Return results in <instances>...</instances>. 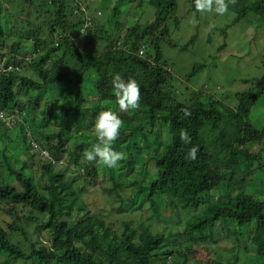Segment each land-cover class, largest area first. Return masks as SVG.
<instances>
[{
	"label": "trees",
	"instance_id": "16d2710c",
	"mask_svg": "<svg viewBox=\"0 0 264 264\" xmlns=\"http://www.w3.org/2000/svg\"><path fill=\"white\" fill-rule=\"evenodd\" d=\"M68 1L52 0L54 4L59 2V15L55 21L57 26L54 27L61 26V31L57 32L59 29L54 27L50 30L53 32L50 45H45L46 42L36 37L39 31L27 33L28 38L35 35V49L31 52L30 61L25 60L27 54L22 51L11 48L4 51L5 31L0 11V110L12 113L18 111L22 120L31 116L32 121L40 119L43 127L55 129L49 135H40L43 141L41 150L46 147L53 154L52 158L40 153L33 140L28 143V148L34 151V161L36 154L39 156L38 164L43 171L42 176L48 177L47 184H41L39 180L35 182L25 172L28 168L26 164L22 162L23 165L16 166L7 157L6 148L2 151L4 166L17 183L8 182L0 176L1 202L10 205L11 210L19 205L30 207L32 215L27 219H43L37 232L41 233V230L46 229L50 237L48 244L32 245L28 252L0 227V252L8 256L5 261L0 260V264H9L10 261L32 264H154V259L160 261L171 254L174 246L171 240H176L178 233L175 234L173 229L154 232L151 224L133 227L125 222L122 232L117 233L110 227H97L94 217L89 213L87 218L79 217L83 207L78 204L74 185L65 180L62 174L52 171L53 161L58 160L65 152L76 161L81 151L85 152L95 146L94 140L88 147H85L87 142L75 140L71 150L66 147L69 141L72 142L74 135L93 128L99 112L107 110L109 105L118 104L111 83L116 74H120L125 80L135 79L140 85V103L155 106L156 110L139 106L125 113L113 108L122 117L123 124L132 127V131L129 135L120 136L110 145L112 148L121 146V150L128 153L133 148L140 153L141 147L146 144L145 136L139 132L141 127L147 125L155 138L160 133L155 128L157 122L160 126L168 123L171 128V144L167 153L149 158L154 159L156 165L155 179L152 182L132 174L136 163L127 160L126 174H130L127 181L132 192L129 201L124 204L132 207L145 202L156 214L152 219L157 217L164 222L168 219L161 214L162 211L166 213L170 210L174 213L178 207L191 209L194 205L210 204L211 217L187 230L189 236L212 235L214 228L220 224L227 235L232 234L241 242L251 236V228H255L249 242L257 254L261 253L264 249V199L248 194L245 187L249 178L253 174H259L264 167L261 153H250L247 147L251 143L261 145L264 142V129H258L248 122L253 106L264 96V83L258 85L256 92L242 93L236 109L217 102L193 100L189 104L172 103V95L164 90V84L168 80L163 75L164 54L160 40H153L154 61L144 59L139 53L149 35L170 33L166 21L171 16H177V0H152L156 7L154 20L136 25L122 45L116 39L115 42L108 39L104 49L98 54L79 50L70 35L83 25L84 20L81 17L79 21L67 19ZM225 3L228 10L236 14L233 24L239 23L250 13L258 14L264 24V0H225ZM175 21L179 25L178 17ZM90 25L87 30L93 32V22ZM95 37L98 38L97 35ZM194 41L195 37L182 50L186 51ZM36 43L46 47H36ZM58 53L61 56L51 69H47L46 65L51 57ZM5 59L7 61L4 66L7 68L12 65L13 70H3ZM23 64L30 69L25 71ZM200 68L202 65L196 64L189 75L194 76ZM30 70L35 77L27 74ZM102 70L105 72L100 82L91 83L87 74L90 71L100 73ZM85 94L92 96L96 111L85 105ZM220 122L223 126L218 130L216 123ZM209 124L211 129L206 133L204 130ZM1 126L6 125L1 122ZM138 136L140 137L137 139ZM182 136L188 139L184 140ZM54 138H57V142ZM193 148L197 150L195 159L190 155ZM231 158L236 160L237 168L243 172L240 180L235 178L237 173L227 167ZM148 161L142 162L140 167H147ZM87 167L91 169L90 175L98 173V166L94 162H90ZM246 226H249L250 231L244 232L243 228ZM79 228L85 231L84 238L88 242L96 239L103 245V249H96L93 255L85 256L84 249L76 238ZM13 229L22 231L27 237L19 225L13 226ZM113 244L118 246L115 253L106 250ZM213 263L223 264L219 261Z\"/></svg>",
	"mask_w": 264,
	"mask_h": 264
},
{
	"label": "rangeland",
	"instance_id": "374dc122",
	"mask_svg": "<svg viewBox=\"0 0 264 264\" xmlns=\"http://www.w3.org/2000/svg\"><path fill=\"white\" fill-rule=\"evenodd\" d=\"M31 1L0 0L2 24L5 31L4 51H9V48L22 51L27 54L25 57L27 61L32 59L31 52L35 49V40L33 39L35 35L28 38L27 33L33 34L39 31L36 37H40L44 43L46 42L45 45L52 43L53 32L50 30L57 26L55 21L59 15L57 13L59 2L54 4L52 0ZM177 1V16H171L166 21L170 33L149 35L143 46L144 51L139 55L148 61H154L153 40H160L164 54L163 75L168 80L164 84V90L172 95L173 100L170 102L184 104H189L193 100L204 103L217 102L220 105L236 109L240 104L242 93L256 92L258 85L264 83V24L256 13H250L239 23L233 24L236 14L231 10H227L224 14H217L214 10L201 12L196 10L195 0ZM66 9L69 21H79L80 17L83 18V25L75 32H71L70 35L79 50L91 54L100 53L108 39H113L114 42L116 39V42L122 45L124 39H127L126 36L136 25L151 22L156 15V7L152 0H69ZM176 17L179 18V25L175 21ZM90 21L93 22V32L88 31L91 26ZM60 27L54 28L59 29L57 31L59 32L61 31ZM193 37H195L194 43L189 45L186 51H183L182 48ZM54 40L57 41L56 38ZM38 45L40 46L36 43V47ZM42 46L46 47L41 44L40 47ZM60 56L61 53L54 54L46 68L51 69ZM6 61L5 59L2 64L3 68ZM196 64H201L202 68L194 76H190L189 73ZM23 66L25 65L23 64ZM27 68L30 69L25 66L24 70ZM27 72L30 76L35 77L32 70ZM104 72L102 70L95 74L90 71L87 78L91 83H99ZM18 92L20 93V91ZM84 97L85 105L96 111L97 107L92 96L85 94ZM140 106L151 111L156 110L155 106L150 107L142 103ZM109 108L120 111L118 104L109 105ZM248 122L258 129H264V96H261L253 106ZM7 126L2 127L0 124V176H3L8 182L17 183L7 172L3 163L2 151L6 148V155L10 157L12 163L21 166L23 162L28 167L25 172L35 182L39 180L41 184H47L48 177L42 176L43 171L38 164L39 156L36 154V161H34V151L28 148V143L32 140L36 141L35 145L38 146L36 149L42 153L40 147L43 141H41L40 135H49L55 131L54 127H43L40 119L32 121L31 116L15 123V125L11 124L12 128L8 127L7 129ZM222 126L221 122L216 123L218 130ZM155 128L160 131L157 138L151 134L147 125L139 129L140 135L146 138V144L141 147L140 153L131 147L129 153L121 150V146L114 147V150L124 154V159L118 162L115 168H107L101 163L94 162V165L98 166V173L95 175L89 174L91 169L87 167L90 162L87 161L84 154L86 151H81L76 161L69 156L68 152L53 161V173L62 174L65 180L74 185L78 204L83 207L79 217L87 218V213H89L94 217L97 227H110L117 233L122 232L125 222H129L133 227H139L140 224H151L154 232H164L165 230L168 232L172 229L175 234L178 232L176 240L175 238L171 240L174 245L171 248V254L160 261L154 259V264H214L213 261L223 264L230 262L246 264L248 261L250 264H262L264 249L257 254L249 242L252 239V234L255 233V228H251V231L249 226L243 228L244 232L250 231L251 236H247L241 242L232 234L227 235L220 224L214 228L212 235L207 234L205 237L188 235L187 230L201 220L211 217L212 206L210 204L206 206L194 205L191 209L178 207L174 213L170 210L166 213L162 211L161 214L167 217V222L158 220L157 217L152 219L156 214L145 202H139L132 207L124 204L129 201L128 198L132 192L127 181L130 179V174H126L128 172L127 160L136 163L132 174L152 182L155 179L156 165L154 159L149 158L155 155L163 156L169 149L171 144L170 124L166 123L160 126V123L157 122ZM210 129L211 125L209 124L204 131L209 133ZM131 131L130 125L123 124L120 136L129 135ZM80 133L83 134L74 135L72 142H68L66 146L68 150L74 147L75 140L87 142L85 147H88L92 140L95 145L99 143L93 128L84 129ZM43 140L45 139L43 138ZM54 141L57 142V138H54ZM247 147L250 153L259 151L264 161V142L261 145L251 143ZM43 149L49 152V154H45V157L48 155L53 157L46 147ZM146 160L148 166L140 167L141 163ZM227 167L237 173L236 179H242L243 172L237 168L234 158L229 160ZM245 190L256 198L264 199V167L259 174H253L249 178ZM66 207L72 209L69 205ZM31 215V209L28 206L19 205L11 210L10 205L2 203L0 200V227L5 229L10 238L18 242L28 252L31 251L32 245L48 244L50 237V233L46 229L41 230V233L37 232L43 219H39V221L27 219ZM18 225L25 231L27 237L22 231L13 229V226ZM84 233L85 231L79 228L76 238L84 249L85 256L93 255L96 249H103V245L96 239H91L88 242L87 238H84ZM117 248V244H113L106 250L115 253ZM7 258V254L0 252L1 261H5ZM9 264L32 263L10 261Z\"/></svg>",
	"mask_w": 264,
	"mask_h": 264
},
{
	"label": "clouds",
	"instance_id": "9594fccd",
	"mask_svg": "<svg viewBox=\"0 0 264 264\" xmlns=\"http://www.w3.org/2000/svg\"><path fill=\"white\" fill-rule=\"evenodd\" d=\"M195 7L197 11L204 12L214 10L217 14H224L228 10V5L225 3V0H195ZM13 69L14 67L12 65L3 68L4 71ZM16 69L20 70V67H17ZM111 83L116 93V99L120 111L137 109L140 106V85L135 79L125 80L120 74H116L112 78ZM0 111H4L9 118V122L0 120V124L1 122L5 123L6 126L8 124L7 127L12 128L11 124L14 123L15 125V123L17 124L22 121L21 117H19L18 111L13 113L4 109H1ZM122 127L123 122L120 116L111 108L99 112L95 118L93 126L94 134L99 143L85 152L87 161L101 163L107 168H115L118 165V162L124 159V154L123 152L114 150L110 145L117 141L121 135ZM182 139L187 140L188 138L182 136ZM36 143V141L33 142L35 148L38 147H36ZM196 151L195 148L192 149L190 153L192 159H195ZM46 153L49 154L46 149L42 151V154L45 155ZM48 157L50 156L48 155Z\"/></svg>",
	"mask_w": 264,
	"mask_h": 264
},
{
	"label": "built area",
	"instance_id": "2783aa9c",
	"mask_svg": "<svg viewBox=\"0 0 264 264\" xmlns=\"http://www.w3.org/2000/svg\"><path fill=\"white\" fill-rule=\"evenodd\" d=\"M88 18H90V17H88ZM90 24H91V21H90ZM143 51L144 50H143V47H142V49L140 50V53H143ZM0 120L9 122V118H8L7 114L4 111H0Z\"/></svg>",
	"mask_w": 264,
	"mask_h": 264
}]
</instances>
